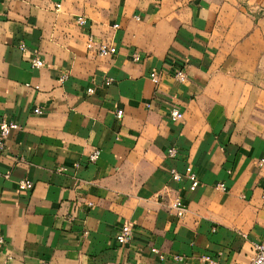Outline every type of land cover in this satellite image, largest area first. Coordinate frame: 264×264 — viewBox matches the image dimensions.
<instances>
[{
	"label": "crops",
	"instance_id": "crops-1",
	"mask_svg": "<svg viewBox=\"0 0 264 264\" xmlns=\"http://www.w3.org/2000/svg\"><path fill=\"white\" fill-rule=\"evenodd\" d=\"M2 119L0 264H248L264 241V0H0Z\"/></svg>",
	"mask_w": 264,
	"mask_h": 264
},
{
	"label": "built area",
	"instance_id": "built-area-1",
	"mask_svg": "<svg viewBox=\"0 0 264 264\" xmlns=\"http://www.w3.org/2000/svg\"><path fill=\"white\" fill-rule=\"evenodd\" d=\"M155 2H158L159 0H154ZM58 9H60V6H58ZM87 20L85 17L80 16L77 18V24L81 27L86 26ZM115 28H119V25H116ZM87 49L90 51H95L100 57H107V56H114L117 54V48L114 45L111 44H105V43H98L97 39L93 35H88L87 37ZM20 48L22 50H25V45L21 44ZM134 61L139 62L141 60V55L139 53H135ZM32 66L34 68H41L44 66V62L38 59L33 60ZM151 80L154 84H158L160 82V76L157 72H152ZM175 79L179 82H185L187 80V75L183 70H177L175 72ZM69 79V75L65 74L61 78H59V83L62 84L65 81ZM93 90L89 89L88 94H92ZM35 113L38 115H41L43 112L40 109H36ZM118 116H122V112H118ZM170 118L172 121L177 122L184 118V114L178 110L173 109L170 113ZM20 127L15 122H8L5 119H2L0 121V150L2 151L5 148L6 142L9 139L10 135L19 130ZM177 155V150L175 148H170L168 151V156L170 158H175ZM100 158V150L94 151L89 156V161L92 163H95ZM173 179L176 182L181 181L182 174L177 171L171 172ZM184 175L192 182L191 190L194 191L199 187L200 181L198 179V176L196 172L194 171L192 165L188 164L185 168ZM220 189L224 190V186L220 185ZM34 189V183L30 180H22L18 183V191L19 193H29ZM171 210L175 214V216L179 219H183L187 214V207L184 205L181 198L177 197L175 198L171 203ZM133 234V225L131 223L124 224L118 235H117V241L119 245L126 246ZM5 243L3 238H0V245H3ZM175 260L180 262L182 261V258L180 256H176ZM202 260L206 262H210L211 264H216L210 257H203ZM248 264H264V241L257 243L254 245V254L249 261Z\"/></svg>",
	"mask_w": 264,
	"mask_h": 264
},
{
	"label": "rangeland",
	"instance_id": "rangeland-1",
	"mask_svg": "<svg viewBox=\"0 0 264 264\" xmlns=\"http://www.w3.org/2000/svg\"><path fill=\"white\" fill-rule=\"evenodd\" d=\"M106 264H132V263H106Z\"/></svg>",
	"mask_w": 264,
	"mask_h": 264
}]
</instances>
